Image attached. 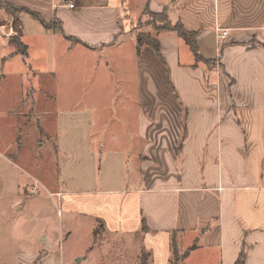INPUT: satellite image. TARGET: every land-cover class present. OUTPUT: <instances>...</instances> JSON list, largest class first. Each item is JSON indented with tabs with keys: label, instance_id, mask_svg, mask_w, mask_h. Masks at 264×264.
<instances>
[{
	"label": "crops",
	"instance_id": "crops-1",
	"mask_svg": "<svg viewBox=\"0 0 264 264\" xmlns=\"http://www.w3.org/2000/svg\"><path fill=\"white\" fill-rule=\"evenodd\" d=\"M126 1L0 0L27 11L0 9V199L40 182L60 204L57 222L16 212L19 264H168L172 238L180 264H264V0ZM144 9L197 32L211 65L169 30L137 51ZM27 131L52 147L49 184L6 154L35 166ZM75 228L84 247L56 250Z\"/></svg>",
	"mask_w": 264,
	"mask_h": 264
},
{
	"label": "rangeland",
	"instance_id": "rangeland-1",
	"mask_svg": "<svg viewBox=\"0 0 264 264\" xmlns=\"http://www.w3.org/2000/svg\"><path fill=\"white\" fill-rule=\"evenodd\" d=\"M142 1L143 0H127V9L129 8L131 9V12L136 13V7H138V4L142 5ZM19 12L21 11H18L15 16ZM155 19H157V17H151L149 13H144L143 10L139 11L138 16L131 23L133 34L138 31L150 33L154 29L151 23L159 24ZM15 39H17V37ZM204 64L206 65V63ZM210 64L211 63H209L208 66H210ZM0 71L2 70L0 69ZM5 71H3L2 73H4ZM206 72L208 73L207 69ZM2 86L4 90H7V83L5 84V81ZM26 130V128L22 129V131ZM21 138L23 139V146H25L26 144L29 146L28 151L30 152L29 155L31 156V162L35 166H32L31 168L29 166H26L24 159L20 161V158H18V153L14 150L10 149L6 154L11 159L16 161L17 165L21 166L23 169L36 172L35 176L38 175L42 183L49 184V181L46 180V175H53L56 170L53 159L51 160L49 158L53 153V151H51V145L46 143L41 148L38 147V145L34 143L36 141L35 137L29 134L28 131L26 133H22ZM49 162H52V165H49ZM26 190L29 191L28 189ZM30 191L33 193V195H27V198L23 199V202L20 205H17L16 208L15 196H8L0 199V264H19L17 260L18 241L16 212L21 213L22 211H24L25 214H29V212H33V210L46 211L48 214H50L51 218H53V221L57 222V209L60 208L58 197L53 195L52 199L54 198V201H52V203L50 201V198L45 195L44 191L46 192V190L44 189L42 184L40 185V182H35ZM51 218L48 219L47 223H44L46 222L45 219H43L42 221L44 224H48L51 223ZM102 228L101 226H99V228L96 229V234H94L93 236L92 248H95V246L99 245L97 239L101 238L107 239V241H111L108 239V237H105ZM77 237L78 231L77 228H75V230L73 229L72 233H69L68 236L63 235L62 238H58L56 250H60L62 252L64 251L68 255L69 253H78L84 247V243L80 242ZM103 244H105V248L108 247L106 241H103Z\"/></svg>",
	"mask_w": 264,
	"mask_h": 264
},
{
	"label": "trees",
	"instance_id": "trees-1",
	"mask_svg": "<svg viewBox=\"0 0 264 264\" xmlns=\"http://www.w3.org/2000/svg\"><path fill=\"white\" fill-rule=\"evenodd\" d=\"M0 9H4L11 16H15V14L18 11L27 12L25 9H22L20 7L17 8L14 5H12L10 3H6V2H3V3L0 2ZM143 12L147 13V14L149 13L151 17H157V19H155V20L158 21L159 24L151 23L152 27L155 30L173 31L182 41H184V43H186L188 45L189 50L191 51V54L194 57V60L196 62L202 61V62L206 63V65H208L210 63V61L205 60L198 53V48H197V45L195 42L197 32L189 31V30L183 28L179 22L172 24L168 19V13H167L166 9L162 10L159 13H157V12L152 13V12L148 11L147 9H144ZM32 17L40 19L34 13H33ZM43 26L45 28L50 27V28L57 30V31H60L62 33L60 23L57 21V19H53L50 23H48V25L44 24ZM134 38H135V41L137 44V51H139V49L142 46L147 45V46L151 47L153 49V51H155L157 54H159L158 43H156V40L154 39V37L152 38V36L150 35L149 32L138 31V32L134 33ZM70 39L72 41L78 42V40H76L75 38H70ZM17 47L19 48V50L21 51V53L23 55H26V47H24L20 41H19V43L17 42ZM143 229H144V225H143ZM170 247H171L172 255H171V259H169L168 264H180L181 258L184 255H181V254H179V252H177L176 244H175V238H172ZM140 253H141L140 264H150L151 254L149 252H145L143 250ZM241 263H242V261L239 258V260L237 261L236 264H241Z\"/></svg>",
	"mask_w": 264,
	"mask_h": 264
},
{
	"label": "built area",
	"instance_id": "built-area-1",
	"mask_svg": "<svg viewBox=\"0 0 264 264\" xmlns=\"http://www.w3.org/2000/svg\"><path fill=\"white\" fill-rule=\"evenodd\" d=\"M68 6L70 7V8H73V2H69L68 3ZM17 27H20V25H18ZM226 35V32L225 31H221V34L219 35V38H223L224 36Z\"/></svg>",
	"mask_w": 264,
	"mask_h": 264
}]
</instances>
